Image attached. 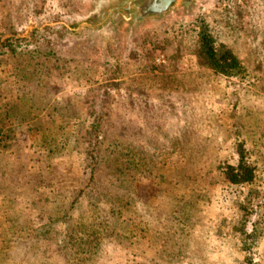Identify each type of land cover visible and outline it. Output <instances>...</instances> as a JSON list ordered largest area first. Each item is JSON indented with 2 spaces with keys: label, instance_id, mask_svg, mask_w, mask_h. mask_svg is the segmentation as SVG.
<instances>
[{
  "label": "rangeland",
  "instance_id": "1",
  "mask_svg": "<svg viewBox=\"0 0 264 264\" xmlns=\"http://www.w3.org/2000/svg\"><path fill=\"white\" fill-rule=\"evenodd\" d=\"M108 12L100 8V0H0V264H85L90 256L82 258L79 252L89 249L104 252L99 264H195L201 255L218 253L224 239L234 255L244 245L249 258L239 252L230 264H264V253L250 234L253 221L264 227V137L253 157L260 169L253 183L232 185L215 176L186 192L180 215L190 221L192 207L199 204L205 211L202 229L209 234L207 242L196 245L195 258L187 259L185 253L178 261L175 248L166 242L162 252L167 258L161 259L158 242L154 246L157 231L169 230L175 223L170 218L179 214L170 208L176 189L171 176L178 173L166 170H179L182 157L167 148L176 146L169 140L159 142L167 145L158 152L154 172L135 173L134 180L131 175L125 182L135 185L134 192L140 186L136 206L127 198L125 208L115 214L120 196L134 194L121 182L96 198L100 209L91 211L85 201L71 205L84 195L80 188L91 174L86 167L89 146L73 136L83 130L100 135L89 112L103 106L93 104V97L104 101V94H164L156 88L178 81L180 90L174 94H199L228 131L240 122L264 125V89L259 88L264 87V0H197L189 10L177 6L164 18L142 24L120 16L110 19ZM206 24L215 45L238 54L243 69L237 75L223 76L199 57L197 32ZM144 110L151 112L149 106ZM257 111L262 113L254 122ZM243 113L248 115L240 117ZM62 139L67 142L64 154H49ZM231 141L226 139L225 146ZM235 144L230 149L234 163ZM49 164L54 166L52 175ZM109 175L102 169V185ZM227 205L237 210L227 212L232 222L221 223L218 217ZM160 209L167 217L163 224L153 216ZM98 215L102 219L90 224ZM98 229L105 232L90 237L94 240L89 245L76 239L77 233L85 237ZM48 241L51 248H45ZM47 249L54 254L53 262L44 258Z\"/></svg>",
  "mask_w": 264,
  "mask_h": 264
},
{
  "label": "trees",
  "instance_id": "2",
  "mask_svg": "<svg viewBox=\"0 0 264 264\" xmlns=\"http://www.w3.org/2000/svg\"><path fill=\"white\" fill-rule=\"evenodd\" d=\"M197 37L199 38L198 55L210 69L223 74V76L237 75L238 70L243 69L238 54L232 48L222 44L220 46L215 45L212 36L208 32L207 24L203 25L201 30L199 29ZM12 52L15 53L16 51L12 50ZM148 88L152 89V87ZM259 88L264 89V87ZM167 89H169L168 92H166ZM178 89L180 90L177 81L176 85L170 88L166 86L156 88V90H162L164 94H135V96L133 94H104L107 95L104 101L99 96L97 98L93 97L92 100L95 99L93 104L102 103L103 106L100 110L99 107L96 108L98 105H95L89 112L92 125L100 129V131L97 130L100 135L93 136L92 133H87V131L82 134L83 130L78 133L79 137L73 136L74 141L85 142L89 146L86 167L90 169L91 174L88 181L80 188V192H84V195L76 197L71 205L85 201L87 208L91 206V211L100 209L95 204L96 201L100 204L96 198L99 199L101 195L109 194L116 187L117 182H121L122 187H128L130 191L134 192L135 185L126 186L125 182L130 178L134 180L135 173L154 172L157 168L158 158L161 155L158 152L165 147L164 145H167H162L163 142L169 140L170 143L176 146L169 144L167 148L179 152L182 159L179 170H168L167 168L166 171L172 174L178 173V177L173 178L171 176V179L174 188L183 191L173 189V204L170 205L171 213L172 208H174L177 209V212L179 211V214H173L174 217L170 218L169 223H175L170 226L169 230L157 231L158 235L155 237L154 246L158 242L160 254H162L161 259L167 258V254L162 251L165 243L169 242L170 247L175 248V254H177V260L179 261V259H185V253L187 259H191L192 256L195 258L196 245L203 241L207 242L209 237V234L202 229L205 211L199 204L192 207L194 216L190 221L183 220L180 215L182 203L187 196L186 192H194L204 181L211 183L213 179L210 178L215 176H224L232 185L253 183L260 171L253 157L259 154V150L262 148L264 125L260 126L257 123V125L247 126L245 123L240 122L236 129L228 131L222 121L217 120V114L208 109L206 101L204 103L200 101L199 94H174V91L178 92ZM138 98L144 99L145 102L148 100V102L143 104ZM260 100L258 103L261 102ZM106 105L107 108L105 109ZM145 106H149L151 111L149 114H146ZM177 110L181 111L177 112ZM261 113L257 111L251 117L254 122H258ZM244 115L248 114L243 113L240 117L244 118ZM149 124L152 125L149 126ZM231 137V146H225L226 139L229 140ZM251 137L252 140H249L251 141L250 146L247 141ZM159 142H162V144H159ZM234 142L238 143L235 152V163L232 162L233 156L230 154ZM259 142V146H256ZM65 144L67 142L65 143L64 139H62V143L53 144L54 147L52 146L48 150L49 154L57 156L64 154ZM38 147L41 146L38 145ZM216 152H224V154H221L220 157ZM145 159H148V161H144ZM164 165H167V162ZM144 167L147 169L144 170ZM47 168L49 170L47 171L48 174L52 175L53 164H49ZM102 169H106L108 174L111 172L104 185L99 181ZM105 174L106 172H104ZM129 176L131 177L129 178ZM74 183L75 181H73L72 187H74ZM137 189L138 192H134L133 196L126 194L125 199L120 196L117 210L114 211L115 214L125 208L122 202L127 198L133 200L134 206L140 202V198H137L140 189L139 184H137ZM92 195L95 199L92 197L87 198ZM104 202L107 203L109 200H101V204ZM70 209L72 210V206H70ZM228 210L237 209L235 207L231 209L229 205L222 207L218 221L220 220L221 223L223 221H228V223L233 221V219L227 217ZM162 212H164L163 209L158 210L156 213L153 212L154 220H158L157 223L159 224H163L162 222L167 218ZM96 219H102V216L98 215L91 218L89 223L93 224ZM242 225V228H245L244 222H242ZM105 229L89 231L85 237L82 234L78 236L79 233H77L76 239L84 245H89L91 241L102 236ZM250 234L253 235V240L256 242L255 247H259L258 252L264 253V227L259 220L252 222ZM93 236H95L94 239H89ZM234 238L238 240L236 236ZM46 244L45 248H51L49 241ZM233 249L229 246V241L226 242L224 239L218 253L213 257L201 255L202 258L197 259L195 264H230L239 255V252H243V258L249 259L246 253L244 254V245L239 248L242 251L238 250L235 255ZM249 249L248 251L245 250L248 254ZM46 251L49 252V255L44 256V258H50L53 262L55 257L52 250L47 249ZM32 253L38 262L36 249H33ZM79 253L82 254V258L86 253L90 256L85 264H99V259L104 254L103 252L100 255V249H96V251L93 249L82 250ZM69 254L77 255L76 252H69Z\"/></svg>",
  "mask_w": 264,
  "mask_h": 264
},
{
  "label": "water",
  "instance_id": "3",
  "mask_svg": "<svg viewBox=\"0 0 264 264\" xmlns=\"http://www.w3.org/2000/svg\"><path fill=\"white\" fill-rule=\"evenodd\" d=\"M195 1L197 0H127V3L140 13L141 16L136 20H139L138 24H142L150 18H164L177 6L189 10Z\"/></svg>",
  "mask_w": 264,
  "mask_h": 264
},
{
  "label": "flooded vegetation",
  "instance_id": "4",
  "mask_svg": "<svg viewBox=\"0 0 264 264\" xmlns=\"http://www.w3.org/2000/svg\"><path fill=\"white\" fill-rule=\"evenodd\" d=\"M100 8L107 9L109 18H117L118 16L128 19L138 24V19L141 15L133 9V6L128 5L127 0H100Z\"/></svg>",
  "mask_w": 264,
  "mask_h": 264
}]
</instances>
